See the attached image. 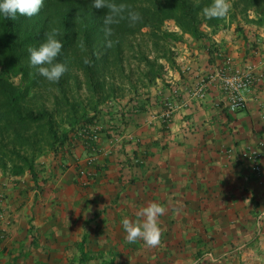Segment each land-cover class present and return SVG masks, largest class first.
I'll use <instances>...</instances> for the list:
<instances>
[{"label": "trees", "instance_id": "obj_1", "mask_svg": "<svg viewBox=\"0 0 264 264\" xmlns=\"http://www.w3.org/2000/svg\"><path fill=\"white\" fill-rule=\"evenodd\" d=\"M90 2L45 0L35 16L0 19V182L9 179L12 188L14 183L16 186L21 184L19 193H25V196L32 187L29 182L33 181L37 202L41 194L49 190L59 197L68 184L80 193L88 191L98 183V178H109L112 168H117L115 176L120 179V191L128 183L140 187L154 178L153 174L160 176L158 168L161 163L158 162L155 170L150 172L146 161L149 154L135 150L133 155H128L126 145L129 141L123 136L127 133L128 119L146 111L152 113L157 106H162V111L168 98L181 105L186 102L173 78L167 76L171 67L184 77L193 79L191 93L202 75L187 66L185 59L183 63L177 60L178 53L187 50L182 45L186 35L194 40L208 41L210 69L228 57L234 61V58L243 56L244 66L256 65L264 59L262 47H256L257 41L263 40L264 43V0H228L229 14L219 19H208L203 15V8L211 0H113L138 11L141 19L133 24L126 18L125 11V18L113 25L111 36L104 32L102 18L106 9L92 8ZM52 29L60 30L63 48L57 59L67 66V71L55 83L41 77L28 59V48L39 46L45 39V33ZM228 29H232L230 47L213 41L214 35ZM109 40L111 46L108 45ZM233 43L237 45L235 52ZM230 53L239 54L233 57ZM163 89L165 92H161ZM187 105L186 102L182 107L187 108ZM222 108L228 111L230 118L245 109L233 112ZM103 116L107 121L102 125ZM174 116L169 121H162L163 126L168 127ZM202 125H205L204 136L198 145L203 151L208 134L218 131V122L205 121L199 128ZM134 140L143 144L140 138ZM175 140L174 144H184L179 140V134ZM261 142H264V137L257 145ZM153 144H159L161 149L167 147V144L160 145L159 140ZM235 151L234 146L228 148L230 161L236 160ZM50 154L53 155V166H48V175L45 176L46 157ZM82 154L89 156L84 159ZM98 154H104L102 160ZM260 163L262 166V157ZM16 186L14 189H18ZM61 200L51 199L48 203L61 209ZM34 229L35 225L30 221L28 232ZM30 237V244L23 243L18 249L7 245L5 252L9 256L16 251L15 258L19 260L35 253L40 257H53L58 255L56 251L59 248L64 247L61 237L51 241L52 234L46 236L39 232L38 236L31 234ZM53 243L57 248L55 251L51 249ZM76 245L78 249L71 260L80 264L96 261L119 264L118 258L127 256L111 244L102 250L95 249L88 244V237ZM137 252L160 256L159 249H140ZM36 264L48 263L39 259Z\"/></svg>", "mask_w": 264, "mask_h": 264}, {"label": "crops", "instance_id": "obj_2", "mask_svg": "<svg viewBox=\"0 0 264 264\" xmlns=\"http://www.w3.org/2000/svg\"><path fill=\"white\" fill-rule=\"evenodd\" d=\"M231 33L230 29L221 30L212 39L230 47L227 40ZM223 35L226 39L222 42ZM207 42L186 35L182 45L187 50L178 53L177 60L183 63L185 59V64L196 73L206 74L212 70ZM236 54L239 53L232 56ZM244 59L237 57L234 62L241 67L240 61ZM257 68L264 71L263 60ZM168 73L189 104L187 108L177 111L168 127L163 126L161 118L153 117L162 106L127 121V131L134 139H142L143 144L127 139L126 152L133 155L135 150H140L149 154L148 168L152 172L156 164L161 163L160 176L153 174L154 178L140 187L128 183L120 191L122 185L115 176L117 168H112L109 178H98V183L88 191L80 193L68 184L61 196L49 190L39 202L33 181L29 182L32 190L23 196L25 193H19L21 184L14 183L12 188V181L3 179L0 182V240H3L0 264H36L39 259L48 264H80L71 259L76 255L77 242L84 237L98 250L108 244L115 245L116 250L127 255L121 258L119 252V264H264V222L256 223L258 211L264 210V156L262 173L255 171L247 157L250 147L257 146L264 137V83L254 86L247 94V108L230 118L221 106L224 94L219 84H213L205 98H192L189 90L193 79L171 67ZM210 120L218 122V131L208 134L206 148L202 151L198 144L203 139L205 125L199 127ZM178 134L184 144H174ZM158 140L167 147L161 149L159 144L154 145ZM231 146L236 150L234 162L228 157ZM15 186L18 189H14ZM51 199H62V208L57 209L55 204L50 206ZM151 203L165 209L157 218L159 243L147 246L140 239L134 243L124 239L127 234L122 220L127 218L142 224L145 218L140 212ZM30 221L35 229L29 233ZM39 232L46 236L52 234L51 241L61 237L64 247L56 251L58 255L40 257L35 253L17 260L16 251L9 256L5 252L7 245L18 249L23 243L30 244V235L38 236ZM51 245L55 251L56 245ZM140 249H159L160 256L136 253ZM91 264H104V261Z\"/></svg>", "mask_w": 264, "mask_h": 264}, {"label": "clouds", "instance_id": "obj_3", "mask_svg": "<svg viewBox=\"0 0 264 264\" xmlns=\"http://www.w3.org/2000/svg\"><path fill=\"white\" fill-rule=\"evenodd\" d=\"M44 2L45 0H0V19L15 20L18 15L26 17L35 16L44 6ZM90 4L95 9H106L102 18L106 36H111L113 25L119 24L120 20L125 18V11H127L126 18L131 23L134 24L141 19V14L138 11L128 9L127 5L123 3L117 4L113 0H91ZM229 10L228 0H211V3L205 6L202 11L203 15L208 19H219L227 16ZM60 35L59 29H52L50 32L45 33V39L39 46L28 48L30 66L41 77L52 83L58 82L67 71L66 64L57 59L61 55L63 48V42L59 38ZM111 43L109 40L108 45L111 46ZM263 149L264 147L262 151ZM164 210L161 205L151 203L140 212V215L145 218L142 224L133 223L127 218L123 219L122 225L127 234L126 239L131 243L140 239L147 246L157 245L160 241V229L157 224V218ZM263 212L264 210L260 211L259 216ZM258 217L256 218V223L259 225L264 221L259 223Z\"/></svg>", "mask_w": 264, "mask_h": 264}, {"label": "built area", "instance_id": "obj_4", "mask_svg": "<svg viewBox=\"0 0 264 264\" xmlns=\"http://www.w3.org/2000/svg\"><path fill=\"white\" fill-rule=\"evenodd\" d=\"M196 81L190 93L192 98H205L209 88L216 83L220 85L224 94L221 106L235 112L247 106V94L252 91L257 83L264 81V72L259 71L255 64L239 67L231 57H228L221 64L217 62L211 71L200 75ZM184 105L175 103L168 98L164 109L154 113L153 117H159L162 121H169L177 109ZM263 147L264 142H261L258 147H250L248 151V156L253 161L256 172H260L262 168L260 159ZM258 221L259 223L264 221V212L258 217Z\"/></svg>", "mask_w": 264, "mask_h": 264}, {"label": "rangeland", "instance_id": "obj_5", "mask_svg": "<svg viewBox=\"0 0 264 264\" xmlns=\"http://www.w3.org/2000/svg\"><path fill=\"white\" fill-rule=\"evenodd\" d=\"M170 27H173V25H169ZM230 30H232V29H230ZM231 35V34H230ZM224 37V38H223ZM226 37V35H223V36H221V38H220V40H222V42L226 39L225 38ZM231 36H230V38L227 40V42H228V44L231 42ZM263 38H264V35H263ZM262 41L263 40H261V41H257L258 43H257V45H256V47H262V50H261V53H263L264 54V43H262ZM234 44V43H233ZM229 46H230V44H229ZM237 45H233V48L235 49L234 50V52L237 50V47H236ZM180 52V51H179ZM232 54H234V53H232ZM232 56V55H231ZM222 56H219V58H221ZM264 57V56H263ZM235 59H237V57L236 58H234V61H235ZM245 60V59H244ZM244 60H241L240 62V66H242V67H244V63H245V61ZM261 60H263L264 61V59L262 58ZM236 62V61H235ZM256 66H257V64H256ZM126 100V99H125ZM153 105H156V103H153ZM241 112V111H240ZM103 118H104V116H103ZM102 118V121H101V123H102V125L104 124V123H106V121H107V118H104L103 119ZM131 132L129 131H127V133H125V137H127L126 139H132L134 136L132 135V134H130ZM128 135H130L129 137H128ZM134 139V138H133ZM142 140V139H141ZM104 154H105V152H104ZM104 154H102V155H104ZM102 155H100V154H98V158H100V156H102ZM82 156H84V159L86 158V157H88L89 156V154H82ZM47 160H46V163L48 164L47 166H46V168H45V176L46 175H48V170H49V168H48V166H50L51 168H52V166H53V155L52 154H50V155H48L47 157ZM52 159V160H51ZM83 159V160H84ZM56 170H57V168H56ZM58 172H61V171H59L58 170ZM57 172V173H58ZM61 174H63L62 172H61ZM64 175V174H63ZM44 177V176H43ZM61 177H63V176H61ZM60 177V178H61ZM31 182V181H30ZM32 187H30L29 189H28V193L27 194H29L30 193V189H31ZM50 193V192H49ZM44 194H42L41 195V197L40 198H44ZM41 201H42V199H41ZM43 202H44V200H43ZM88 206H89V204H88Z\"/></svg>", "mask_w": 264, "mask_h": 264}]
</instances>
